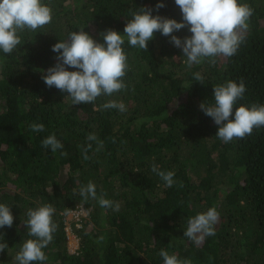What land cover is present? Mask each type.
I'll list each match as a JSON object with an SVG mask.
<instances>
[{
  "label": "trees",
  "instance_id": "trees-1",
  "mask_svg": "<svg viewBox=\"0 0 264 264\" xmlns=\"http://www.w3.org/2000/svg\"><path fill=\"white\" fill-rule=\"evenodd\" d=\"M42 0L52 20L18 35L11 54L0 51V203L10 207L11 227L0 228V264H7L28 235L27 211L50 204L55 212L53 240L34 264H163L161 249L191 264H264V127L250 136L223 142L218 125L199 107L213 104V88L244 83L241 104L264 105V0H238L253 9L244 41L231 57L218 56L188 68L182 49L160 32L147 51L122 45L127 56L126 88L77 104L66 92L48 87L42 76L56 64L52 46L84 29L97 42L108 29L123 35L133 11L180 21L175 0ZM174 35L190 36L185 27ZM68 67V66H66ZM68 70L75 69L68 67ZM200 73L203 83L194 81ZM110 100L126 111L104 109ZM42 123L43 132H33ZM90 133L96 141L87 139ZM54 134L63 144L56 153L42 145ZM103 148L97 151L98 142ZM89 159H84V150ZM67 155L62 156L60 153ZM174 172L172 187L151 170ZM91 181L97 196L120 204L119 211L84 202L81 186ZM82 206L87 214L72 230L79 237L68 250L64 214ZM215 207V235L197 245L183 235L187 219Z\"/></svg>",
  "mask_w": 264,
  "mask_h": 264
},
{
  "label": "clouds",
  "instance_id": "clouds-1",
  "mask_svg": "<svg viewBox=\"0 0 264 264\" xmlns=\"http://www.w3.org/2000/svg\"><path fill=\"white\" fill-rule=\"evenodd\" d=\"M181 10L182 19L153 15V9L141 7L139 11L131 13V19L125 24L123 35L112 29L100 33L103 43L97 42L88 32L81 29L68 34V38L55 43L52 51L57 53L56 64L46 70L42 76L48 87H55L66 92L74 105L94 103L102 95L111 96L126 88L123 77L127 71V56L123 50L125 40L132 46L147 51L148 43L154 38L156 32L170 37V42L182 49L186 57L184 63L188 68L201 64L205 58L215 63L218 56L231 57L239 45L244 41V33L248 29V20L253 9L239 3L238 0H175ZM165 7L163 0L155 5L156 10ZM52 20V9L42 3V0H0V51L11 54L23 41L18 35L25 30L35 31L43 28ZM187 27L190 36L181 39L175 32ZM75 70L70 71L68 67ZM194 81L203 83L200 73L193 74ZM246 91L244 83L228 81L226 84L213 88V104L201 102L200 108L210 116L219 126L216 136L227 143L234 138L243 139L250 136L254 128L264 127V105L248 107L241 104L234 105L243 98ZM104 109L126 111L122 102L110 100L102 105ZM33 132H43L42 123H32ZM89 141H96L94 133L87 137ZM42 145L56 153L63 148V144L54 134L42 140ZM84 150V159H89L87 150ZM103 148V142H98L97 151ZM67 155L65 152L60 153ZM152 172L156 173L166 187L175 183L174 172L160 170L153 163ZM79 195L84 202L89 198L98 200L104 209L120 210V204L105 198L102 194L97 196L96 185L89 181L81 186ZM55 209L45 204L36 209L27 211L28 235L34 237L23 242L20 250L14 257L17 264H34L44 262L47 256L42 251L53 240L56 224L53 222ZM13 214L10 207L0 203V228L11 227ZM219 221V213L215 207L209 208L194 217L187 219V228L183 235L195 244H201L206 237L215 235L214 225ZM8 248L7 243H0V252ZM159 256L163 264H191L190 260H180L175 254H169L161 249Z\"/></svg>",
  "mask_w": 264,
  "mask_h": 264
},
{
  "label": "rangeland",
  "instance_id": "rangeland-1",
  "mask_svg": "<svg viewBox=\"0 0 264 264\" xmlns=\"http://www.w3.org/2000/svg\"><path fill=\"white\" fill-rule=\"evenodd\" d=\"M79 207H81V206H77L75 208L77 209ZM71 210H67L65 212V214H64V222H65V225H66V228H67L66 235H67L68 250L73 253V252L78 250L79 237L76 235L75 232H73L72 223L73 222H77L76 225H79V221L76 220L77 213H80V216H83V215H86L87 211L85 210L84 213H83V211L81 209H80V212L72 210V212H74V214H73L71 212ZM16 254H17V252L12 253V255L10 256L7 264H17V262L14 260V257H15Z\"/></svg>",
  "mask_w": 264,
  "mask_h": 264
},
{
  "label": "built area",
  "instance_id": "built-area-1",
  "mask_svg": "<svg viewBox=\"0 0 264 264\" xmlns=\"http://www.w3.org/2000/svg\"><path fill=\"white\" fill-rule=\"evenodd\" d=\"M80 209L83 211V213H84V208H82V206L81 207H79V208H75V209H72V210H75V211H77V212H80ZM72 210H71V212H72ZM73 214H74V212H72ZM87 214V213H86ZM80 216V213H77V216H76V220H79V218L81 217H79ZM84 216V215H83ZM66 230H67V228H66Z\"/></svg>",
  "mask_w": 264,
  "mask_h": 264
}]
</instances>
